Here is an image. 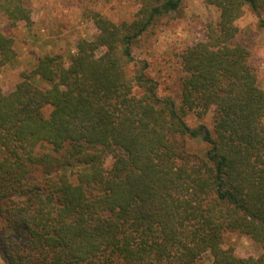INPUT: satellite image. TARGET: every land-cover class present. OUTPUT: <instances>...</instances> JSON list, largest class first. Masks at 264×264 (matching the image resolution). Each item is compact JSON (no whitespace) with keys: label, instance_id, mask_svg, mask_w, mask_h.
<instances>
[{"label":"trees","instance_id":"16d2710c","mask_svg":"<svg viewBox=\"0 0 264 264\" xmlns=\"http://www.w3.org/2000/svg\"><path fill=\"white\" fill-rule=\"evenodd\" d=\"M90 1L97 33L69 61L46 52L0 84L4 264H264V87L237 24L248 8L264 29V0H205L218 18L179 53V102L135 49L183 0H139L119 21ZM0 15L33 22L25 0H0ZM16 56L0 30V67ZM211 110L213 130L186 120ZM228 232L261 253H236Z\"/></svg>","mask_w":264,"mask_h":264},{"label":"rangeland","instance_id":"374dc122","mask_svg":"<svg viewBox=\"0 0 264 264\" xmlns=\"http://www.w3.org/2000/svg\"><path fill=\"white\" fill-rule=\"evenodd\" d=\"M25 3L32 9L33 22L30 25L21 21L11 26L0 15V30L13 36L17 51L14 60L0 67V84L4 92L15 87L20 80V70L32 67L41 54L59 52L69 61V53L75 50L77 41L82 37L93 38L97 33L94 22L83 15L84 5L93 4L91 1L25 0ZM138 7L139 0H111L98 5L116 21L131 19ZM217 18V9L205 0H183L180 8L161 17L153 32L136 47V58L147 61V71L159 82L160 96H170L180 101L182 72L179 68V53L187 44L202 39L206 22ZM258 19L255 13L246 8L244 15L237 20L240 29L238 39L249 47L250 64L256 71L260 85L264 87V29L259 27ZM186 120L191 126L204 124L213 130L214 111L202 116L191 111ZM37 150L51 151V144L42 142ZM1 234H5V229L0 219V237ZM225 245L233 246L240 255L258 256L261 253L260 245L240 232H228ZM0 263L4 264L1 253ZM201 264H212L210 256L205 255Z\"/></svg>","mask_w":264,"mask_h":264}]
</instances>
